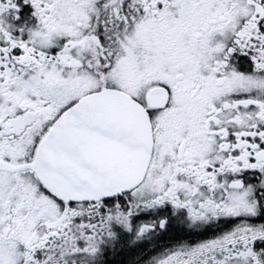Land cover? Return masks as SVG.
Here are the masks:
<instances>
[{
  "label": "snow or ice",
  "instance_id": "snow-or-ice-1",
  "mask_svg": "<svg viewBox=\"0 0 264 264\" xmlns=\"http://www.w3.org/2000/svg\"><path fill=\"white\" fill-rule=\"evenodd\" d=\"M0 264H264V0H0Z\"/></svg>",
  "mask_w": 264,
  "mask_h": 264
}]
</instances>
